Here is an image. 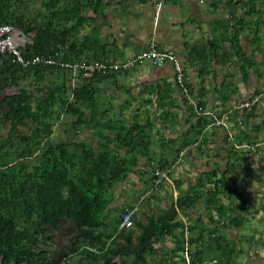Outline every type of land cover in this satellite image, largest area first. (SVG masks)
Listing matches in <instances>:
<instances>
[{"label": "trees", "instance_id": "16d2710c", "mask_svg": "<svg viewBox=\"0 0 264 264\" xmlns=\"http://www.w3.org/2000/svg\"><path fill=\"white\" fill-rule=\"evenodd\" d=\"M33 1L0 0V25L13 27L30 41L18 48L28 62L26 67L13 55L0 53V85L23 86L5 97L0 106V253L14 250L28 239L47 238L44 226H56L62 218L82 223L89 238L85 239L88 249L84 252L89 259L95 258V263L113 254L120 257L121 264H147V259L157 254L153 248L161 239H174L173 251L182 255L186 252L191 264H238L246 255L239 243L264 249V239L256 238L264 233V224L258 225L256 232L251 230L255 228L254 218L264 216V203L256 202L254 193L241 187L244 183L250 187L256 177H264V166L251 169L256 158L264 162V152L247 134H236L230 141L227 135L211 133L215 139L212 145L207 143L209 134H203L210 127H222L214 123L231 111L227 107L228 89L218 91L224 109L209 120L203 111L207 106L204 88L196 95L183 84L177 98L170 95L166 100L159 94L161 85L151 83L138 95L119 99L117 92L125 94L129 88L117 78L126 79L131 67L146 61L134 60L129 70L108 66L92 71L88 78L81 70L82 63L94 58L91 54L96 46L101 47L92 32L81 38V29L92 22L87 12L99 16L115 0H41L40 7L32 12ZM256 2L248 0L252 11L261 6ZM235 53L242 63L246 60L242 48H236ZM57 56L66 67L45 62ZM36 59L41 62L33 63ZM242 65L247 76L251 68ZM258 71L263 73L264 68ZM74 73L77 77L72 84ZM108 90L116 95H106ZM263 92L264 86L259 85L256 94ZM259 101L242 108L245 119L240 124L259 117ZM133 102L138 105L127 119L124 112ZM149 106L161 110L156 118L161 126L176 121L173 109L183 110L186 130L175 138L160 134L152 139L155 121L146 109L141 112ZM235 114L237 109H232L230 117ZM64 118H69V123ZM56 128L58 138L53 139ZM252 128V133H260L264 121ZM218 141L223 147L214 157L224 156V165L210 164L213 156L209 152ZM189 150L206 157V170L186 161ZM137 157L145 158V162L140 164ZM185 162L195 170L192 180L188 171H184L186 180L173 175L175 170L183 171ZM135 172L144 185L140 194L133 195L132 203L113 205L112 190ZM162 173H166L165 178ZM254 173L258 174L255 178ZM163 187L169 190V199L164 200L166 208L153 212L145 222L134 218L141 206L161 197ZM135 206L138 211L130 228L118 230L123 215ZM178 214L188 221L190 218L191 223L185 227ZM244 230L250 234L243 235ZM248 258L253 259L251 255Z\"/></svg>", "mask_w": 264, "mask_h": 264}, {"label": "crops", "instance_id": "0c3cea01", "mask_svg": "<svg viewBox=\"0 0 264 264\" xmlns=\"http://www.w3.org/2000/svg\"><path fill=\"white\" fill-rule=\"evenodd\" d=\"M119 1L115 0L99 16L93 15L91 11L87 12L92 22L81 29V38L92 32V36L98 38L101 47L96 46L91 54L94 58H88L86 63H101L105 66L104 62H107L109 66H120L124 62L122 57L124 59L136 57L147 50L149 44L153 42L159 51L175 54L185 80L182 84L175 80L176 72L170 64L154 67L146 61L131 67L127 77L129 81L141 84V88L151 83L159 84L161 85L159 94L166 100L170 98V95L172 98H177L183 84L189 85L196 95L200 88H204L207 106L203 111L205 115L213 119L216 113L219 114V110L224 109L221 106L222 99L218 96L220 89L221 92L227 89L229 92L232 91L229 94L230 97L235 89L233 85H238L237 93L234 94L237 99L251 93V100H243V103L237 101L238 104L233 107L238 111L237 118L230 117L231 110L222 114L223 116L214 123L215 126H222L223 124L220 123L222 119L226 122L240 123L243 118L244 121L241 106L246 104L245 107H247V103L250 105L264 99V92L260 95L256 94L259 85L264 84V72L258 71L260 68L258 66L264 65L262 64L264 62V0H256V4L261 6L253 11L251 7H248V0H164L157 25L154 20L156 11L152 0H125L121 3ZM149 10L153 13L151 30L150 23L144 19L148 16L146 13H150ZM15 35L19 46L24 47L30 43L28 37L20 31H15ZM234 36L237 41L233 38ZM253 36L262 39L255 40ZM236 48H242L246 58L243 63L239 61L240 55L235 53ZM95 56L104 61L100 62ZM117 59L122 62L116 63ZM242 64L251 68L247 76L242 72ZM231 67L239 72L237 77L233 72L230 73ZM210 90L214 94L211 99H209ZM258 105L259 108L264 109L261 101ZM261 120L259 115L246 129L260 124ZM184 127L187 128L186 124ZM184 127L183 130H186ZM163 129L167 130V128ZM174 192L173 190L171 194L176 199L174 195L177 193L174 194ZM161 197L164 198L163 193ZM161 197L141 206L134 218L145 222L153 212L159 213L166 208L167 203ZM133 201L134 198L127 200V203ZM178 215L185 227L187 223H191L190 218L188 221L180 214ZM173 248L174 239L159 240L153 248L158 252L147 259V264H184L183 255L176 254Z\"/></svg>", "mask_w": 264, "mask_h": 264}, {"label": "rangeland", "instance_id": "374dc122", "mask_svg": "<svg viewBox=\"0 0 264 264\" xmlns=\"http://www.w3.org/2000/svg\"><path fill=\"white\" fill-rule=\"evenodd\" d=\"M40 1L41 0H34L30 4L31 5V8L30 9L32 10V12H34L35 9H38L40 7ZM146 9H148V7ZM146 9H145V11H146ZM149 12L150 13H146V15H148V16H147V18H144V19L150 23V30H151V24L153 26V21L151 20V18H152L151 15L153 13L151 12V10H149ZM159 16H160V13H159ZM156 23H158V21L155 22V25H157ZM144 26H145V24H144ZM80 34H81V32H80ZM253 37L255 38V40L256 39H262L261 37H259V38H256L255 36H253ZM241 44H240V46L243 47ZM122 59H123L124 62L120 61L119 59H117L115 61L116 63H121L122 62V64H120V67H121V65L129 64L130 61H134L135 60V56L134 57H131V58L126 57L125 59L122 57ZM104 64H105V66H104L105 68L104 69H106L109 65L106 64V63H104ZM117 67H114L113 66V68H117ZM258 67H260L261 70L264 68L262 65H259ZM122 68L124 69V67H122ZM124 70H129V69L126 67V69H124ZM231 72H233V74H234L235 77H237L239 75V72L237 71L236 68H232L231 67L230 73ZM73 77L74 78H71V83L72 84L74 82H76L75 77H77V74L74 73ZM88 77H90V76H88ZM88 77H85V78H88ZM117 79L118 80H121L122 82H124L126 84V86L129 88V91L127 93L128 95L127 94H124L123 95L124 92L123 93H118L117 92V94H118L117 96H119V99H122V98L128 99V96L130 94H132L131 96H134V95H138L140 93V89H141L140 85L141 84H137V82L133 83L134 81L133 82L132 81H129V78H127L125 80L123 76L122 77H118ZM232 81L233 82H236V80H234V79H232ZM237 86L238 85H233V87H235V90H234L233 93H235V94L237 93ZM262 86H264V84H262ZM21 88H23V86L18 87V89H21ZM10 90H11V92L14 93V92H16L17 89L10 88ZM250 92H252V91H250ZM104 93H106V95L111 94V96H114L115 95V94H113L115 92L110 91V90H108V91H106ZM230 93H232V91L228 92V94H230ZM213 95H214L213 92H211V90H210L209 91V99H211L213 97ZM230 97H231V99H230V101L228 103V109L229 110H232L233 107L238 104V102L243 103V100H251V93H249V94L247 93L244 98H241L240 97V99H237L236 96H234V94L232 96H230ZM152 98L153 97H151V99ZM117 100H118V97L116 98L115 101H117ZM261 102L263 103L262 106H264V99H261ZM137 105H138L137 102H133L131 108L127 109L124 112V115H125V117L127 119H129V113L132 111V109L134 110L137 107ZM245 105L241 106V109H242V107H245ZM247 105H248V103H247ZM238 107H240V106H238ZM145 109L147 110V114L149 116H152V119L155 121L154 129L152 130L151 135H150L152 139L155 137V135H157L156 137H159L160 134H164L166 137H169V138L170 137L171 138H175V137L179 136L183 132V127L185 126V124L183 125V123H184V119H183V116H182L184 114L183 110H179L178 108L176 110L173 109V111H175V113H176V121H175V119L173 121L170 120L171 122H169V121L167 122L168 125L166 124L165 126H161L159 124V121L156 119L157 116L159 115V113L161 112V110H155V109H152L149 106L147 108H143L141 110V112H145ZM257 109H258V112L257 113L260 115V118L262 119L261 121H264V109L259 108V105L257 106ZM239 111H241V110H239ZM214 116L216 117L217 116V113ZM232 118H237V114L233 115ZM63 120L65 121V123H67V122L69 123V121H70L69 118H67V119L64 118ZM208 120H209V117H208ZM226 120H227V118H226ZM220 123L223 124L222 127H219V128H215V127H212L211 128L210 127L209 129H207V130H205L203 132V134H205V133H207V135L209 134L208 137H210V139H209L210 141L208 140V142H207L208 145H212V141H213L212 139H214L213 136H211V133H216L217 136L218 135H222V136L223 135L224 136L227 135L228 138H230V141H232V140L235 139V135L236 134H237V136L240 135L241 137L243 135L245 136L247 134V135H250L252 137L251 142L253 144L256 143V146H258L259 148H261L262 151L264 152V150H263L264 149V130H262V131H260V133H257L256 134V133H252L253 132L252 131L253 128L246 129L248 125L251 126V123L252 122L249 121L248 124H245L244 125V124L236 123L234 121H228V122H226L224 119H222V121ZM169 124L170 125L173 124V126H170ZM217 125H219V123H217ZM65 127L67 128V126H63V128H65ZM163 128H167V130H164ZM185 128L186 127H184V129ZM222 133H224V134H222ZM52 138L53 139H57L58 138V130H57V128L54 130L53 135H52ZM242 143L245 144L246 142L242 141ZM221 147H223V144L220 141H218L213 146L212 150H210L211 152H209V154L213 156L212 158H210V164L220 163V165H224L225 159H224V156L223 155H222L223 158L222 157H214V155H216V152H218L220 150L222 151ZM227 147L229 148L230 146H227ZM243 149L247 150L249 148L247 146H244ZM188 154H189V156L186 157V161H189L191 163H195L196 168H198L200 170H206L207 169L206 166L203 164L206 157L199 156V153L197 151L192 152V150H189L188 151ZM223 154L225 155V153H223ZM137 159L140 161V164H143L145 162V158L137 157ZM260 160L261 159L258 160V158H256L254 160L255 163L253 164V166L251 167V169H255V168L262 169L263 166H264V162H261ZM246 168L247 167L245 165V168L244 169H246ZM184 171H188L189 172L188 173V176L190 177L191 180L194 179V177H195V170L194 169L192 170V168L190 167V165L188 163H186V162L183 165V171L182 172H178V171L175 170L174 173H173V175H174L175 178H183L184 180H186L187 177H186ZM240 173L244 174L242 171ZM257 175L258 174L254 173L253 174V177L255 178ZM165 177L166 176H164L162 178H165ZM261 177H262L261 179L258 178V177H256V180L257 181L254 183V185H252L250 187L248 186V184H247V186H243L245 184L244 183V184H241V187L245 190V192L254 193L253 196H256L257 197L256 202L263 204L264 203V177L263 176H261ZM258 180H260V182H258ZM184 182H186V181H184ZM168 183L171 184V181L168 180ZM143 187H144V185L141 182V180L139 179L138 173L135 172V173L130 174L122 184H120L116 189L114 188L112 190V192L115 190L114 193H115V201H116L113 205L122 204L124 202H127V200H131L132 199V196L131 195L136 196L137 193L140 194V191L143 189ZM184 187H185V185H184ZM160 191L164 195V198L161 197L163 200L169 199V194H168V191L169 190H168V187H163V188L160 189ZM175 193L176 192H174V194ZM261 195H263V197ZM174 197H176V195H174ZM160 203L163 204V202H160ZM263 218H264L263 215H258V216H256L254 218L255 219L254 220L255 222L259 221L260 219H261V221L258 222V223H255V222L252 223L253 227H255V228H252L251 229L253 232H256V230H257L256 227L258 225L261 226V227H263V225H262V224H264L262 222L263 221ZM241 233L246 236V235H249L250 234V231L249 230H244ZM230 237H234V236L231 234ZM262 237H264V233H262V234L258 233L256 235V238L257 239H264ZM239 245L241 246L239 248H243V250H244V252H245L246 255L245 256H241V258L237 261L238 264H264L263 262L261 263V258L262 257L264 258V249L261 246L252 245L250 247H247L244 243H241V244L239 243ZM253 251H255V253L257 254V256H253V254L256 255ZM248 255H251L253 257V259L250 260L248 258Z\"/></svg>", "mask_w": 264, "mask_h": 264}, {"label": "flooded vegetation", "instance_id": "af4514ba", "mask_svg": "<svg viewBox=\"0 0 264 264\" xmlns=\"http://www.w3.org/2000/svg\"><path fill=\"white\" fill-rule=\"evenodd\" d=\"M0 88V106L5 97L19 90L5 84L0 85ZM10 88L17 90L13 93ZM44 229L47 238L28 239L23 244L19 243L20 246H15L14 250L1 252L0 264H121L120 257L113 254L97 263L95 258L89 259L84 252L88 249L85 239L89 238L82 223L76 219L62 218L56 226L48 225Z\"/></svg>", "mask_w": 264, "mask_h": 264}, {"label": "built area", "instance_id": "2783aa9c", "mask_svg": "<svg viewBox=\"0 0 264 264\" xmlns=\"http://www.w3.org/2000/svg\"><path fill=\"white\" fill-rule=\"evenodd\" d=\"M154 2L155 7V22L158 19L159 11L161 8L162 3L164 0H152ZM19 46L15 44L13 41V28L8 25L0 26V53L5 54H11L13 55L14 60L17 61V63L23 65L24 67L28 66V62L24 61L22 59L21 53L19 51ZM56 60H49L45 61L49 63L50 65L59 64L60 66L66 67L67 64L62 61L61 56H57ZM147 61L154 67H162L164 65L170 64L173 66L176 72L175 80L182 84L183 81V74L181 73V69L178 65L177 59L175 54L172 52H161L157 49L156 45L151 42L148 46V49L143 51L141 54H139L137 57H135V61ZM41 61L39 59H36L33 61V63H40ZM133 64V61H130L129 64L121 65V67H129ZM117 67V66H114ZM105 67L101 63H82L81 64V70L84 71V76L88 77L90 76L92 71H100L103 70ZM166 176L165 173L161 174V177ZM138 211V207L135 206L133 210L127 211L120 222L119 229H128L131 226L132 217L135 214V212ZM184 264H191L188 258V255H184Z\"/></svg>", "mask_w": 264, "mask_h": 264}, {"label": "clouds", "instance_id": "9594fccd", "mask_svg": "<svg viewBox=\"0 0 264 264\" xmlns=\"http://www.w3.org/2000/svg\"><path fill=\"white\" fill-rule=\"evenodd\" d=\"M0 26H3V25H0ZM12 28H13V27H12ZM15 31H17V30L13 29V38H14V35H15ZM15 44L18 45L16 42H15ZM18 46H19V45H18ZM19 47H21V46H19ZM118 230H121V229H118ZM184 255H185V253H184ZM184 255H183V256H184ZM183 259H184V258H183ZM183 262H184V261H183Z\"/></svg>", "mask_w": 264, "mask_h": 264}, {"label": "water", "instance_id": "95a60500", "mask_svg": "<svg viewBox=\"0 0 264 264\" xmlns=\"http://www.w3.org/2000/svg\"><path fill=\"white\" fill-rule=\"evenodd\" d=\"M13 41H14V42H17V41H16V35H14ZM47 229H48V230H52L53 228H47Z\"/></svg>", "mask_w": 264, "mask_h": 264}]
</instances>
